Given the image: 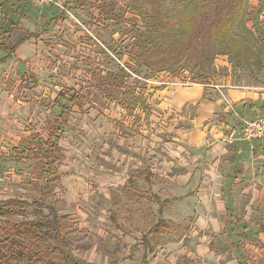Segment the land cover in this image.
<instances>
[{
	"label": "rangeland",
	"instance_id": "obj_1",
	"mask_svg": "<svg viewBox=\"0 0 264 264\" xmlns=\"http://www.w3.org/2000/svg\"><path fill=\"white\" fill-rule=\"evenodd\" d=\"M153 1L53 0L36 5L33 0H0V30L14 27L3 39L5 46L25 38L12 58L0 63V201L39 196L34 183L41 170L26 151L21 153L45 143L48 130L57 125V179L46 198L67 221L77 257L96 264L125 257L118 264H141L139 238L161 219L145 264H253L245 245L263 229L264 197L249 201L244 191L248 176L237 167L236 181L222 185L227 178L223 157L217 166L216 157L213 165L208 161L212 166L199 167L194 157L200 154V163L205 151L185 149L173 155L172 131L167 133L157 121L169 123L173 108L167 113L151 97L157 91L170 98L176 87H188L175 84L179 82L264 85V0L233 2V30L243 38L248 62L234 67L221 49L211 58L217 42L199 31L189 45L155 51L154 58L183 51L158 72L155 65L145 67L144 50L135 41ZM159 1L178 20L182 17L187 0ZM176 29H168L161 40L174 34L179 38ZM240 118L230 124L237 139ZM185 124L175 121L173 126ZM263 138L249 142L248 150ZM255 189L258 193L262 186L257 183ZM25 210L0 218V226L6 220L45 215Z\"/></svg>",
	"mask_w": 264,
	"mask_h": 264
},
{
	"label": "trees",
	"instance_id": "obj_2",
	"mask_svg": "<svg viewBox=\"0 0 264 264\" xmlns=\"http://www.w3.org/2000/svg\"><path fill=\"white\" fill-rule=\"evenodd\" d=\"M234 1L187 0L182 7L183 15L181 14L182 17L179 20L159 0L153 1L149 12L144 14V30L135 38V41L140 43V49L144 50L145 67L148 69L149 64L155 65L157 72L166 69V65L181 58L183 51L178 52L179 56L175 52H165L160 57L155 55L156 58L153 57V53L166 46L173 51L176 46L181 48L183 43L189 45L199 31L203 34L209 33L212 42H217V51L212 53L211 58L221 49L229 56V62L234 67L242 60L248 62L250 58L244 51L243 38L233 30ZM174 26H177L174 33H179L180 37L176 38L173 33V36L170 35L171 38H167V42L161 40V35L168 32V29H173ZM13 28V26H8L5 30H0V52H6L5 56L0 58V62L9 59L15 47L24 41L22 39L11 48L5 46L3 39ZM247 29L251 31L248 27ZM181 37H188V40L180 41ZM74 97L73 95L69 100ZM59 132L61 130L57 125L51 126L48 140L45 143L22 150L21 155H24L26 151L36 160L35 165L41 170L40 177L34 183L39 196L31 201L18 198L0 201V218H11L25 213L27 208L45 211V215L33 219L23 218L20 221L6 220L3 222V226H0V264H96L87 262L73 253L67 221L48 198L57 179L54 165L57 156L54 149L57 146ZM137 175H141V172ZM131 181L133 183L132 178L127 180L128 183ZM110 215L114 218L113 213ZM162 226L163 220L159 219L139 238L138 243L143 248L141 264L146 263L148 255L153 251V239L161 231ZM126 257L131 256L129 254ZM124 258L113 259L105 264H118Z\"/></svg>",
	"mask_w": 264,
	"mask_h": 264
},
{
	"label": "crops",
	"instance_id": "obj_3",
	"mask_svg": "<svg viewBox=\"0 0 264 264\" xmlns=\"http://www.w3.org/2000/svg\"><path fill=\"white\" fill-rule=\"evenodd\" d=\"M12 53L9 59L0 63L9 61L12 58ZM227 82L216 83L217 86L190 84L187 85V88L180 90L178 88L181 87H176L177 89L170 98H163L156 94L157 91H154L151 98L155 97L159 100L158 103L156 101L155 106L163 111L166 110L167 113L170 112L168 111L170 106L173 108L171 111L175 117L169 119V123H164L165 118H159L162 121L157 120L160 124H164L162 129L167 133L172 131L171 139L176 141L171 144L172 150H174L173 155L178 157L181 153H186L185 149L205 151L206 154L201 158L200 163H197V157H200V154L194 157V165L199 167L201 165L212 166L213 159L216 157L214 166H217L220 157H223L225 163L223 166L226 167L227 178L222 185L229 187L236 181L233 176L238 175L237 173L234 174L237 167V171L248 176L244 182L247 184V190L244 191L248 193L249 201L258 202L264 197V138L262 137L263 139L258 142L259 144L254 146V150L250 151L248 148L251 143L237 139L235 126H230V124L236 121L238 116L244 119L251 115L255 116L250 118L264 115V85L231 86ZM175 121L180 123L185 121L186 124L185 126H173ZM48 137L49 130L47 140ZM225 144L227 146L221 147ZM256 151L257 154L253 155ZM191 171L188 177H190ZM252 180L253 183H250ZM257 183L262 186L258 193L255 189ZM231 196H233L232 192L228 197L231 198ZM230 198L227 199L230 201ZM256 239V241L245 245L249 261L253 264H259L264 257V225Z\"/></svg>",
	"mask_w": 264,
	"mask_h": 264
},
{
	"label": "built area",
	"instance_id": "obj_4",
	"mask_svg": "<svg viewBox=\"0 0 264 264\" xmlns=\"http://www.w3.org/2000/svg\"><path fill=\"white\" fill-rule=\"evenodd\" d=\"M33 2L36 5H41V4L51 3L53 2V0H33ZM175 84H178V85L180 84L181 86H187L193 83L179 82ZM263 136H264V115L254 117V118H248V119L241 118V128H240V138L239 139L251 142L254 140H258L262 138Z\"/></svg>",
	"mask_w": 264,
	"mask_h": 264
}]
</instances>
